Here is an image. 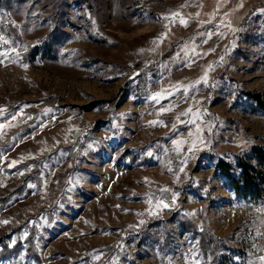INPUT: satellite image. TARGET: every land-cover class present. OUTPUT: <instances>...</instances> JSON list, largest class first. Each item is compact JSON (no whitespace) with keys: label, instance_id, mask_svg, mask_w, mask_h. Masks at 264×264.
Segmentation results:
<instances>
[{"label":"rangeland","instance_id":"1","mask_svg":"<svg viewBox=\"0 0 264 264\" xmlns=\"http://www.w3.org/2000/svg\"><path fill=\"white\" fill-rule=\"evenodd\" d=\"M253 95L264 0H0V264H213L204 225L264 264V203L217 169L264 173Z\"/></svg>","mask_w":264,"mask_h":264},{"label":"trees","instance_id":"2","mask_svg":"<svg viewBox=\"0 0 264 264\" xmlns=\"http://www.w3.org/2000/svg\"><path fill=\"white\" fill-rule=\"evenodd\" d=\"M60 30L56 28L48 36L46 45L40 51V55L46 58H54L57 53V47L60 44ZM39 53V52H38ZM258 108L264 112V101L258 95L252 96ZM255 158L259 161L260 165L264 167V150L262 148H253ZM237 167L240 169L238 177L234 176V169L232 164L220 161L217 163V169L221 176L225 178L227 185L234 193L244 199L253 203H264V173L256 169L249 162L239 159ZM185 223V224H184ZM182 225L190 231H197L198 227L190 222H182ZM200 247L204 253V256L210 257L213 264L218 261V249L221 243L220 240L215 239L210 235V229L204 225L202 231H200ZM28 247L26 252L29 256L37 258L35 244L32 237L28 240ZM21 249V244L18 243L12 247L6 246L0 248V259H8L10 257L16 258Z\"/></svg>","mask_w":264,"mask_h":264},{"label":"snow or ice","instance_id":"3","mask_svg":"<svg viewBox=\"0 0 264 264\" xmlns=\"http://www.w3.org/2000/svg\"><path fill=\"white\" fill-rule=\"evenodd\" d=\"M182 23H183V21H182ZM165 207H167V205H165ZM7 221H5V223H6Z\"/></svg>","mask_w":264,"mask_h":264}]
</instances>
